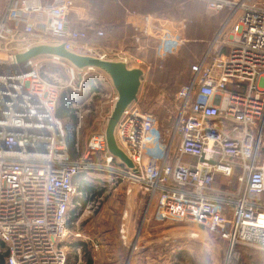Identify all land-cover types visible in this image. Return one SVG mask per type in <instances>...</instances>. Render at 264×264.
<instances>
[{
    "label": "built area",
    "instance_id": "2783aa9c",
    "mask_svg": "<svg viewBox=\"0 0 264 264\" xmlns=\"http://www.w3.org/2000/svg\"><path fill=\"white\" fill-rule=\"evenodd\" d=\"M194 1L223 19L207 53L192 66L189 82L174 97V126L167 140L157 117L140 102L124 112L117 126V143L137 173L119 169L107 155L104 132L90 137L80 162L70 154L64 123L56 115L59 96L68 88L82 93L96 70L79 74L50 57L31 60L28 72L21 66L0 67V241L6 264H67L64 240L70 235L73 180L81 169L95 168L114 176L110 189L135 183L150 204L156 202V221L191 223L218 235L226 243L221 264H250L244 262L245 248L262 254L264 264V5ZM73 14L80 15L73 0L50 5L6 0L0 54L52 41L130 67L124 53L78 42L83 34L72 29ZM19 24H24L21 38ZM168 27L166 19L146 15L137 28L158 40L156 54L162 60L184 43ZM53 64L64 67L66 87ZM100 95L106 104L117 100L111 92ZM102 154L104 165L85 163L88 156ZM218 176L228 180L227 190L215 187Z\"/></svg>",
    "mask_w": 264,
    "mask_h": 264
},
{
    "label": "rangeland",
    "instance_id": "374dc122",
    "mask_svg": "<svg viewBox=\"0 0 264 264\" xmlns=\"http://www.w3.org/2000/svg\"><path fill=\"white\" fill-rule=\"evenodd\" d=\"M48 1L50 0H45V2ZM73 1L80 15L71 18L72 29L83 34L78 42L88 38L91 46L94 47L115 49L122 46L121 49L128 50L130 54L132 52L134 55H131L135 59L142 60L150 66L140 92V107L157 117L160 134L163 133L167 140L174 126V97L178 90L189 82L192 66L207 53L223 17L208 13L204 5L198 2L167 0L166 10L161 14L157 11H155L157 14H151L166 19L168 28L177 33L178 38H182L184 43L175 45L172 49L174 52L160 60L155 55L158 40L146 38L137 28L125 25L128 12L143 15V0ZM3 2L4 0H0V11ZM255 2L264 5V0H255ZM38 43L56 44L52 41L32 42L27 47L20 48L18 52L28 50L31 44L33 46ZM64 63L66 66L69 65L67 62ZM133 63L137 64V62ZM53 66L59 72V77L63 73V77H60L58 81L66 87L68 77L63 71L64 67L62 64H53ZM95 73L91 72L88 75L84 88L91 85L93 81L96 82L95 80L100 82V78ZM105 86L107 87L103 82V86L100 87L103 94L110 93L111 89H105ZM67 90L72 91L70 88ZM94 94L97 95L77 108L78 145L73 155V158L77 160H83L85 157L88 139L93 134L103 132L107 125L110 106L105 103L106 99L100 96V93ZM100 157L99 155L88 156V161L85 163L93 165L92 162H96V158L100 159ZM87 172L88 182L86 183L91 184V188L99 192L101 189V193L105 195L102 196L103 198L91 199L83 207L81 201L77 199V197H83V191H81L83 186L78 183L80 179L73 180L75 189L73 207L68 215L70 235L64 240L67 264L69 257L73 254L72 245H75L76 241L85 245L91 257H96L97 254L101 256L96 264H215L213 249L219 256V264L222 263L226 243L218 235L191 223L154 220L151 214L148 215L150 204L148 196H144L143 202L136 200L129 227L130 240L143 244V249L133 252L135 255L133 253L128 255L129 250L125 247L122 237V221L127 199L123 194H126L127 184L121 186L123 193L120 188L115 191L117 187L114 190L109 186H96L93 182L100 178L99 175L91 169ZM227 183L223 181L221 187H226ZM73 212L78 221L70 222ZM149 241L151 242L147 245ZM244 253H246L244 262H250L256 256V261L261 260L260 253L255 250L245 248ZM77 254L81 256L83 264L85 262L83 252L77 251Z\"/></svg>",
    "mask_w": 264,
    "mask_h": 264
},
{
    "label": "water",
    "instance_id": "95a60500",
    "mask_svg": "<svg viewBox=\"0 0 264 264\" xmlns=\"http://www.w3.org/2000/svg\"><path fill=\"white\" fill-rule=\"evenodd\" d=\"M58 58L73 66L79 74L84 70L93 69L105 74L111 81L113 88L117 92V100L108 117L107 125L104 130L106 138L107 153L112 156L120 165L127 170L137 173L132 161L119 147L116 138L117 126L123 114L129 107L137 102L139 92L142 87L145 73L138 68H129L128 63L122 60H106L94 56L82 55L66 47L65 44H36L28 50L14 55L0 54V67L21 66L24 72L29 71V63L37 58ZM213 162H211L212 164ZM136 184L130 183L127 190L126 210L122 221V237L125 247L129 253L143 249V244L131 241L129 237L130 219L133 213L134 196ZM149 241L147 245L150 243ZM145 245V244H144ZM214 252L215 264L220 263L219 256Z\"/></svg>",
    "mask_w": 264,
    "mask_h": 264
},
{
    "label": "crops",
    "instance_id": "0c3cea01",
    "mask_svg": "<svg viewBox=\"0 0 264 264\" xmlns=\"http://www.w3.org/2000/svg\"><path fill=\"white\" fill-rule=\"evenodd\" d=\"M43 1V0H42ZM55 0H50V1H48V2H45V0L43 1V3L44 4H46V5H50V4H52L53 2H54ZM186 1H188V2H198V3H201V4H203L204 5V7H205V9H206V5H205V3H203V2H200V1H194V0H186ZM5 5H6V0H4V2H3V7H2V9H1V11H0V18H1V16H2V14H3V12H4V10H5ZM124 8H126L125 6H124ZM125 11H128V10H125ZM207 11V10H206ZM143 12V15H135L134 13H129L128 12V16H127V18H126V20H125V25H128V26H130V27H135V28H140V27H142V23H143V16H146V15H144V14H148V15H152L151 13H153V14H157V13H155V12H153V11H142ZM152 16H155V17H157V18H162V17H160V16H157V15H152ZM218 16H222L223 17V14H221V15H218ZM73 17H76L75 15H73L71 18H73ZM163 19V18H162ZM72 19H71V23H72ZM79 21V20H78ZM73 24V23H72ZM73 26V25H72ZM17 29L19 30V33L21 34L20 35V37H18V38H21V36H23V31H24V24H19L18 26H17ZM134 29V28H133ZM134 31V30H133ZM99 34H100V32H99ZM80 43H83V44H89V45H92L91 43H90V41L88 40V38H86V39H83V41H80ZM120 46V45H119ZM100 48H102V49H104V50H106V51H110V52H121V53H124V54H126L127 56H129L130 58H131V64H130V67L129 68H138V69H141V70H143V72L145 73V75L147 74V72L150 70V66L148 65V64H146L144 61H142V60H139V59H135L132 55H134L132 52H131V54L128 52V50L126 51V50H124V49H121L122 48V46L121 47H119V48H104V47H100ZM155 55H156V57L158 58V56H157V54L155 53ZM168 57V56H167ZM158 59H160V58H158ZM112 60H116V59H112ZM160 60H162V59H160ZM133 62H137V64L135 65V63H133ZM98 75V74H97ZM103 75H105V74H103ZM105 83V85H107V87L105 86V89L107 88V89H111V94H113L114 96H116L117 97V92H116V90L113 88V85H112V83H111V81L109 80V78L105 75V76H103L102 77V79L100 78V84H102L101 86H103V82ZM144 81H145V76H144V78H143V82H142V87H143V84H144ZM95 83H97V81L95 82ZM141 87V88H142ZM102 92H103V90H101ZM73 92V91H72ZM140 92H141V90H140ZM140 92H139V95H138V99H137V102H140ZM94 94V93H93ZM93 94H90L88 97H85V99L84 100H82V102L80 101V103H78L79 105H85L86 103H88L89 101H90V99H92L94 96H92ZM100 95V94H99ZM81 96H83V95H81ZM101 96V95H100ZM137 102H135V103H137ZM77 104V105H78ZM109 106H110V108H109V111H108V117H109V115H110V113H111V111H112V108H113V106H114V104L112 105V104H109ZM77 116H78V125H77V127L75 128V131H76V140H77V136H78V127H79V115H78V113H77ZM107 120H108V118H107ZM63 123H64V126H65V121H63ZM66 129V128H65ZM104 132V131H103ZM90 139V138H89ZM89 139H88V141H89ZM87 144H88V142H87ZM87 144H86V150H87ZM77 145H78V142H77ZM71 154V153H70ZM107 155H109L108 153H107ZM71 156H72V159L74 160V161H76V162H80L81 160H77V159H75V158H73V155L71 154ZM101 157H100V159H98V158H96V162H92V163H94L93 164V166H100V165H104V163H105V158H104V156H103V154L102 155H100ZM110 156V155H109ZM116 160V159H115ZM185 161L186 162H190L191 160L190 159H185ZM116 163H117V165L119 166V169H126L125 168V166H123V165H120L118 162H117V160H116ZM93 171L94 172H96L98 175H99V177L100 178H98L97 180L95 179V181L93 182L96 186H102V187H104V186H109L110 184H111V182L113 181V179H114V176L110 173V172H107V171H102V170H100V169H93ZM223 181H227L228 182V180H226L225 178H223V177H221V176H218L217 177V181H216V184H215V187L216 188H218V189H221V190H227V188L229 187L228 186V183H227V186L225 187H221V184H223L222 182ZM125 184H127V186H125L126 187V194H123L124 196H126V198H127V190H128V187H129V182H124V183H122V184H120L119 186H117V189L115 190V191H117L119 188H120V190H121V186L122 185H125ZM233 184H235L234 186L232 185V188L233 189H236V182H234ZM122 191V193H123V190H121ZM104 195L105 194H103L102 196L104 197ZM100 197V198H103V197ZM136 200H140V201H142V200H144V195L140 192V190H139V188L136 186V192H135V196H134V205H133V209H134V207H135V203H136ZM143 202V201H142ZM155 212H156V202L154 201V202H152L151 204H149V206H148V215L149 214H151V216L154 218L155 217ZM155 220V219H154ZM78 221V220H77ZM76 223V222H75ZM77 251H79V252H81L82 251V247H80V248H78L77 249ZM86 251H88L87 250V248H86ZM96 251H98V249H96ZM0 252H2L3 254H6L5 252H4V246L3 247H1L0 246ZM83 252V251H82ZM84 254V253H83ZM245 254L246 253H244L243 252V258H245ZM259 254V253H258ZM128 255H130V253L128 254ZM133 255H135V253H133ZM261 255V258H262V254H260ZM79 256V262H78V264H82V258H81V256L80 255H78ZM101 258V256L100 255H96V257H92V259H93V262H94V264H96V261H100V260H98V259H100ZM112 258H114V257H112ZM256 258H257V256H256ZM256 258L254 257L253 259H251V261L250 262H245V263H250V264H260L261 263V260H260V262L259 261H256ZM107 260H109V259H107ZM115 261H116V258H115ZM5 262H6V255H5ZM111 262H113V260L111 261ZM84 264V263H83Z\"/></svg>",
    "mask_w": 264,
    "mask_h": 264
},
{
    "label": "trees",
    "instance_id": "16d2710c",
    "mask_svg": "<svg viewBox=\"0 0 264 264\" xmlns=\"http://www.w3.org/2000/svg\"><path fill=\"white\" fill-rule=\"evenodd\" d=\"M143 11H157L158 14H161L162 11L167 9V0H143ZM87 34H89L87 32ZM93 81V80H92ZM97 81V80H95ZM101 82L95 83L94 81L91 83V85H88L87 88H84L83 92L80 94H76L70 90H64L62 91L60 95V99L57 105V110H56V115L59 119L62 121H65V128H66V141L68 144L69 151L72 155L75 154L76 148H77V140H76V131L75 128L78 125V109L73 106L74 103L78 104L80 101L85 99V97H88L90 94L93 93H100L101 89ZM87 84V83H86ZM83 95V96H81ZM79 105V104H78ZM88 170L86 169H81L79 171V174L75 176L74 181L77 179H80L78 183L83 186L82 190L83 191V197L77 199L81 201L83 204V207L86 205L88 201L91 199H98L100 198L103 194L101 193L102 190L93 189L91 188V184H88L87 180V172ZM86 176V177H85ZM86 179V180H85ZM223 183V182H222ZM71 221L74 222L77 220V216L74 215V212L71 213ZM0 246L3 247L1 241H0ZM82 247V251L84 253L85 257V262L84 264H94L93 259L86 251V247L82 242L76 241L75 245H72V253L71 256L69 257L68 264H78L79 262V256L77 254V249ZM5 255L0 252V264H6L5 262Z\"/></svg>",
    "mask_w": 264,
    "mask_h": 264
}]
</instances>
